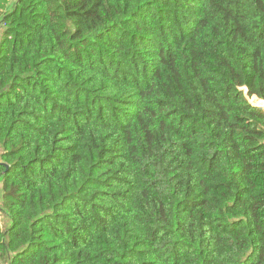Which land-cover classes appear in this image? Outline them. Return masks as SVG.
I'll list each match as a JSON object with an SVG mask.
<instances>
[{
	"label": "trees",
	"instance_id": "obj_1",
	"mask_svg": "<svg viewBox=\"0 0 264 264\" xmlns=\"http://www.w3.org/2000/svg\"><path fill=\"white\" fill-rule=\"evenodd\" d=\"M0 26L1 263L264 264V0H14Z\"/></svg>",
	"mask_w": 264,
	"mask_h": 264
},
{
	"label": "rangeland",
	"instance_id": "obj_2",
	"mask_svg": "<svg viewBox=\"0 0 264 264\" xmlns=\"http://www.w3.org/2000/svg\"><path fill=\"white\" fill-rule=\"evenodd\" d=\"M10 1H12V0H0V10H3V5L8 6ZM1 32H2V28H1V26H0V33H1ZM244 94H245L246 99L248 100V102H249L251 105L264 107V106H262V105H258V103H257L256 101H253V99L251 98V97H253V95H252V96H248V95L246 94V91H245V90H244ZM0 153H1V149H0ZM0 207H1V191H0ZM0 220H1L0 222H1V225H2V226H4L5 222H6V224L9 223L7 220H5L3 214H2V217H1ZM0 264H3V263L0 262Z\"/></svg>",
	"mask_w": 264,
	"mask_h": 264
},
{
	"label": "crops",
	"instance_id": "obj_3",
	"mask_svg": "<svg viewBox=\"0 0 264 264\" xmlns=\"http://www.w3.org/2000/svg\"><path fill=\"white\" fill-rule=\"evenodd\" d=\"M13 2H14V0L10 1V2H9V5H13Z\"/></svg>",
	"mask_w": 264,
	"mask_h": 264
},
{
	"label": "water",
	"instance_id": "obj_4",
	"mask_svg": "<svg viewBox=\"0 0 264 264\" xmlns=\"http://www.w3.org/2000/svg\"><path fill=\"white\" fill-rule=\"evenodd\" d=\"M247 93V92H246Z\"/></svg>",
	"mask_w": 264,
	"mask_h": 264
}]
</instances>
